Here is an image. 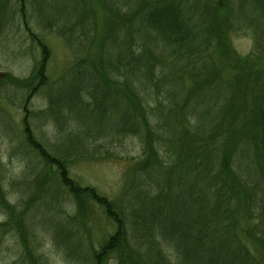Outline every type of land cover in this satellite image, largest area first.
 Instances as JSON below:
<instances>
[{
  "label": "rangeland",
  "instance_id": "rangeland-1",
  "mask_svg": "<svg viewBox=\"0 0 264 264\" xmlns=\"http://www.w3.org/2000/svg\"><path fill=\"white\" fill-rule=\"evenodd\" d=\"M26 1L23 18L15 2L0 0V224L9 221L8 226L0 227V264H93L92 253L114 231L113 224L97 205L83 202V214L78 213L76 201L61 187L57 173L25 141L22 121L28 93L15 81L29 78L40 59L36 38L48 48L49 60L48 85L28 105L34 140L51 156L69 161L71 180L81 187L96 189L113 202L127 220L132 244L146 254L145 237L152 233L149 227L145 231L137 226L140 219L134 218V214H147L143 204L150 202V190L154 186L167 189V177L164 172H155L156 168L138 169L140 140L117 132V118L127 109L126 100L116 97L118 92L122 95L123 86L117 84L121 91L116 93L113 87L117 85L110 82L99 94V103L84 90L93 65L120 82L135 85L144 82L139 74L129 75L121 69L124 67L120 65L128 61L120 45L124 42L125 29L117 31V19L102 8L107 2V7L115 12L120 10L122 17L136 9L137 0ZM186 3L200 5L191 12L200 15L202 5L204 9L208 0H186ZM227 3L231 16L240 19L235 20L237 31L230 34L231 46L237 55L247 56L254 50L255 33L257 40L262 39L261 31L255 28L263 26L264 0H228ZM250 18L256 21L255 28L249 25ZM137 22L133 23L131 33L135 42L142 48L158 49L155 52L160 58L164 52L158 37ZM116 62L120 63V69L116 68ZM155 71L159 74L160 67ZM8 76L11 79L7 80ZM223 78L227 79L228 75L224 74ZM72 84L83 103L71 98H77V92L68 89ZM146 88L148 95L143 90L138 94L144 100L148 119L172 127L175 120L167 110L174 96L168 93L171 84L160 82L157 90ZM242 166L245 169L246 165ZM252 178L256 179L254 173ZM234 206L238 211L232 232L249 256L246 263L264 264V247L251 239L254 235L264 237V221L257 217L259 204H249L248 209ZM199 208L194 205L189 215L191 212L198 215ZM155 237L170 264H178L168 244L160 240L159 234ZM217 238L223 241L227 235ZM114 258L108 264H114Z\"/></svg>",
  "mask_w": 264,
  "mask_h": 264
},
{
  "label": "trees",
  "instance_id": "trees-1",
  "mask_svg": "<svg viewBox=\"0 0 264 264\" xmlns=\"http://www.w3.org/2000/svg\"><path fill=\"white\" fill-rule=\"evenodd\" d=\"M12 1L24 18L27 1ZM174 1L137 0L136 9L122 17L120 10L112 11L114 8L107 7L106 2L102 8L117 19L116 30L125 29L120 45L128 61L124 65L116 62V68L124 67L121 69L129 75L139 74L144 82H120L93 65L84 86L97 103L99 94L110 82L123 86L122 95L117 93L121 91L119 85L113 87L116 97L127 102V109L117 118V132L140 140L138 169L156 168L155 172H164L167 177V189L152 187L150 202L142 203L147 214H134V218L140 219L137 226L145 231L149 227L152 233L145 237L147 255L132 244L127 220L113 202L96 189L81 187L71 180L69 161L51 156L33 138L28 105L48 85L49 50L40 39H35L41 56L32 74L23 81H15L28 93L22 121L27 145L54 169L61 187L76 201L80 215L82 204L87 201L100 207L113 224L112 235L93 250V264H108L112 257L114 264H170L156 240L157 234L168 244L178 264H245L249 256L232 232L238 211L233 204L242 205L243 209L259 204L257 217L264 221V18L260 29L254 27L256 21L250 18L249 25L261 31L262 39L257 40L255 33L254 50L239 56L231 46L230 34L237 31L235 20L240 19L231 16L228 0H208L200 15L191 13L200 5ZM136 21L158 37L164 52L160 58L155 52L158 49L142 48L135 42L131 33ZM156 67H160L159 74ZM160 82L171 84L168 93L174 95L167 110L175 124L168 128L148 119L146 105L138 94L141 90L145 93L146 87L157 90ZM68 89L77 92V98H71L83 103L74 84ZM177 96L181 100L177 101ZM253 173L256 179L252 178ZM194 205L200 206L196 216L193 212L189 215ZM8 224L6 221L0 227ZM19 228L21 233L23 226ZM222 234L227 238L220 241L217 237ZM251 239L264 247V237L254 235Z\"/></svg>",
  "mask_w": 264,
  "mask_h": 264
}]
</instances>
